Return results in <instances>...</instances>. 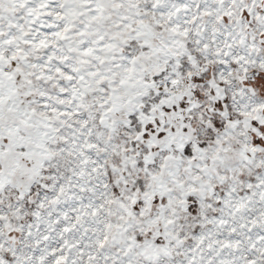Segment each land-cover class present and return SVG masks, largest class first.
<instances>
[{
    "label": "snow or ice",
    "instance_id": "6c2138e0",
    "mask_svg": "<svg viewBox=\"0 0 264 264\" xmlns=\"http://www.w3.org/2000/svg\"><path fill=\"white\" fill-rule=\"evenodd\" d=\"M0 264H264V0H0Z\"/></svg>",
    "mask_w": 264,
    "mask_h": 264
}]
</instances>
